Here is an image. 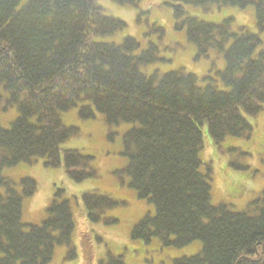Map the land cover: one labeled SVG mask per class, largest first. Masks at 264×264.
Returning <instances> with one entry per match:
<instances>
[{"label":"trees","instance_id":"1","mask_svg":"<svg viewBox=\"0 0 264 264\" xmlns=\"http://www.w3.org/2000/svg\"><path fill=\"white\" fill-rule=\"evenodd\" d=\"M166 2L173 8L174 29H183L195 46L194 58L223 60L222 69L213 71L219 83L209 73L200 82L182 67L147 72L150 64L168 61L159 45L150 42L135 52L139 43L133 37L104 40L125 23L105 14L97 0H0V112L17 110L9 127L0 124V264H48L56 245L67 247L66 259L75 256L72 210L64 196L69 188L57 183L45 217L25 224L23 198L35 193L37 181L23 176L18 190L3 169L40 158L68 181L96 177L93 156L62 146L78 128L65 125L61 114L76 106L82 119L100 113L108 127L134 124L122 136L119 153L126 161L120 173L136 197L154 208L132 226L129 239H156L173 248L199 242L195 254L171 264H264V187L247 209L213 204L211 162L202 169L199 158L202 126L217 148L226 137L249 135L245 116L264 105V48L257 32L245 26L232 30L231 18L215 23L185 8L252 5L260 32L264 0ZM156 29L161 38L163 28ZM124 202L91 189L80 194L79 205L86 221L111 225L116 219L104 213ZM99 264L126 263L122 254L108 251Z\"/></svg>","mask_w":264,"mask_h":264},{"label":"rangeland","instance_id":"2","mask_svg":"<svg viewBox=\"0 0 264 264\" xmlns=\"http://www.w3.org/2000/svg\"><path fill=\"white\" fill-rule=\"evenodd\" d=\"M97 3L105 14L120 18L125 23L122 29L104 40L121 42L127 36L133 37L139 43L135 52L144 49L150 42L159 45L160 55L168 61L150 64L147 72L154 68L165 71L182 67L195 73L200 82H203L201 76L209 73L216 83H219V78L213 71L222 69L223 60L220 57L213 59L212 55L198 60L194 58L196 48L186 40L183 29H174L173 8L166 0H136L132 5L113 0H97ZM185 8L191 14L215 23L231 18L232 30L245 26L248 30L257 32L261 40L260 48H264V29L258 32L252 5L245 8L214 6L208 11L190 6ZM157 27L163 28L161 38ZM77 111L78 106L61 114L65 125L78 128L77 136L69 138L62 146L93 156L96 177L78 183L68 181L60 169L44 166L40 158L32 164L20 163L3 169V174L14 181L18 190L19 180L23 176L33 177L37 181L35 193L30 198H23L22 221L25 224L39 223L45 217L46 205L57 183L60 182L69 188L64 196L70 200L72 210L74 228L70 243L75 256L66 259L67 247L56 245L48 264H84L86 258H89L86 260L88 264H99V260L104 258L108 251L122 254L126 264H171L177 257L195 254L198 251V241L173 248L161 246L156 239L148 243L129 239L132 226L144 215L152 214L154 208L145 199L136 197L133 189L126 185L127 176L120 173L126 161L119 153L122 148V136L134 124L121 123L108 127L102 114L95 113L94 119H82ZM16 115L15 107L0 112L1 126L9 127ZM245 117L252 127L249 135L226 137L219 148L211 143L206 127H201L204 145L199 151V158L202 169L204 163L211 162V203H226L234 210L249 208L250 203L261 194L264 187V105L256 115ZM233 164L246 167L239 168ZM91 189L107 191L115 198L125 201L124 204L104 213V217L116 219L113 224L90 223L84 219V210L79 205L80 194ZM83 233H86L85 238L80 240ZM85 248L89 251L84 250ZM87 252L89 256L86 257Z\"/></svg>","mask_w":264,"mask_h":264}]
</instances>
